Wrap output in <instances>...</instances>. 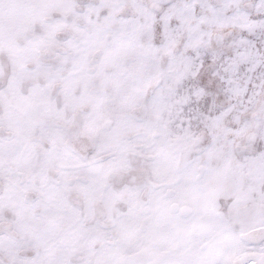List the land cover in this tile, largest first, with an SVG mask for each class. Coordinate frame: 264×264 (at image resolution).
Returning a JSON list of instances; mask_svg holds the SVG:
<instances>
[{"label":"snow or ice","instance_id":"1","mask_svg":"<svg viewBox=\"0 0 264 264\" xmlns=\"http://www.w3.org/2000/svg\"><path fill=\"white\" fill-rule=\"evenodd\" d=\"M0 264H264V0H0Z\"/></svg>","mask_w":264,"mask_h":264}]
</instances>
